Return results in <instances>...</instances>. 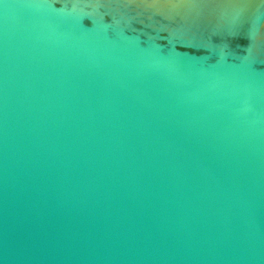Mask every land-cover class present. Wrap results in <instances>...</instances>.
<instances>
[{"label": "water", "instance_id": "1", "mask_svg": "<svg viewBox=\"0 0 264 264\" xmlns=\"http://www.w3.org/2000/svg\"><path fill=\"white\" fill-rule=\"evenodd\" d=\"M0 264H264V0H0Z\"/></svg>", "mask_w": 264, "mask_h": 264}]
</instances>
